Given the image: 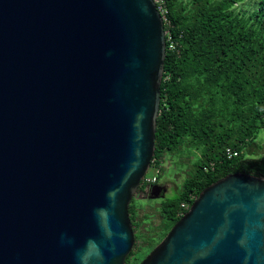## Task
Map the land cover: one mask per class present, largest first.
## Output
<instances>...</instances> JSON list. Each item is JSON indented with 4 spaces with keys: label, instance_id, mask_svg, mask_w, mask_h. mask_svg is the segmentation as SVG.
Here are the masks:
<instances>
[{
    "label": "water",
    "instance_id": "obj_1",
    "mask_svg": "<svg viewBox=\"0 0 264 264\" xmlns=\"http://www.w3.org/2000/svg\"><path fill=\"white\" fill-rule=\"evenodd\" d=\"M165 56L155 0H0V264H128ZM136 264H264V177L203 188Z\"/></svg>",
    "mask_w": 264,
    "mask_h": 264
},
{
    "label": "trees",
    "instance_id": "obj_2",
    "mask_svg": "<svg viewBox=\"0 0 264 264\" xmlns=\"http://www.w3.org/2000/svg\"><path fill=\"white\" fill-rule=\"evenodd\" d=\"M182 1H162L166 37L175 47L166 41L151 166L186 144L201 154L177 196L161 200L162 226L148 247L185 212L181 204H191L209 184L236 172L264 177V154L246 158L257 133L264 132V0L248 11L236 6L245 0H194V10ZM228 146L238 155L228 158ZM138 214L130 203L134 241L141 237ZM136 250L126 263L137 261Z\"/></svg>",
    "mask_w": 264,
    "mask_h": 264
},
{
    "label": "rangeland",
    "instance_id": "obj_3",
    "mask_svg": "<svg viewBox=\"0 0 264 264\" xmlns=\"http://www.w3.org/2000/svg\"><path fill=\"white\" fill-rule=\"evenodd\" d=\"M256 0H245L237 4V9L248 11L253 8ZM189 2V9L194 10L196 2L194 0H183ZM249 89V88H248ZM186 145L182 146L179 151L166 153L160 163V166H150L146 172V178L157 176V181L154 184L147 185L145 193H138L132 199L131 203L137 205L138 227L136 233L141 237L134 241L133 250L137 261L140 262L154 246L148 247L151 239L157 237V232L162 226V216L160 213L161 200L164 198H172L177 196L178 190L183 180L189 176L194 169V161L200 156V150H191ZM264 154V132L260 130L253 144L246 150V158L258 157ZM153 185V186H152ZM138 247V248H137Z\"/></svg>",
    "mask_w": 264,
    "mask_h": 264
},
{
    "label": "built area",
    "instance_id": "obj_4",
    "mask_svg": "<svg viewBox=\"0 0 264 264\" xmlns=\"http://www.w3.org/2000/svg\"><path fill=\"white\" fill-rule=\"evenodd\" d=\"M162 1L163 0H155L156 4L159 5V6L157 5V7H158L163 19H164V14H165L166 10L163 8ZM166 36H167V32H166ZM167 40H169V48H171V49L174 48L175 45H174L173 41L171 40L170 36L168 38L166 37V41ZM225 154L228 158H231V157L237 156L238 152H237V150L228 146L225 148ZM143 181H145L147 183V185L154 184L157 181V176H153L151 178H146V175H145V178ZM194 199H195V197H194ZM189 206H190V204H188V203H182L181 204V207H182V209H184V211H186L189 208ZM183 213H184L183 211H180L179 215L182 216Z\"/></svg>",
    "mask_w": 264,
    "mask_h": 264
},
{
    "label": "flooded vegetation",
    "instance_id": "obj_5",
    "mask_svg": "<svg viewBox=\"0 0 264 264\" xmlns=\"http://www.w3.org/2000/svg\"><path fill=\"white\" fill-rule=\"evenodd\" d=\"M151 186V185H150ZM153 186V185H152ZM146 191L144 190V189H142L141 188V186H140V188L138 189V193H141V195L143 194V193H145Z\"/></svg>",
    "mask_w": 264,
    "mask_h": 264
}]
</instances>
